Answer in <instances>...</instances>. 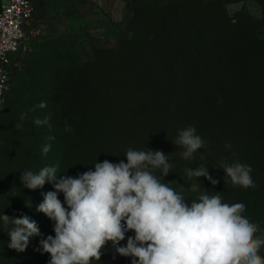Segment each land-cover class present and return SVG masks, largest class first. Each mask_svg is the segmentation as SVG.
<instances>
[{"label": "trees", "instance_id": "trees-1", "mask_svg": "<svg viewBox=\"0 0 264 264\" xmlns=\"http://www.w3.org/2000/svg\"><path fill=\"white\" fill-rule=\"evenodd\" d=\"M208 1L172 0V4L168 6L169 10L175 12V15L179 12L185 14L186 17L179 21L171 18V29L161 28L164 34L170 32L174 40L172 48L166 53L147 55L146 51L151 49V46L158 47L155 41L151 40L144 42L150 43L148 48L144 45L136 48L131 62L126 60V43L116 50L120 57L115 65H120L123 69L119 74L113 73L112 77L110 75L111 108L105 107V115L90 113V106L83 107L84 109H75L72 106L74 102L84 106V94L80 92L88 82L82 75L67 76L62 81L58 78L57 82H53L44 115L42 113L40 117L31 116L32 120L27 119L28 111H31L30 101L23 100V113L27 115L22 129L16 130L14 125L21 122V114L19 115V111L14 114L15 106L23 93L12 89L11 86L12 92L9 93L7 107L0 116V197L6 192L3 187L19 182L21 172L25 170L38 172L45 166L58 164V172L61 173L57 179L63 175L76 177L89 169L94 170L95 162H126L124 154L129 148L159 150L169 155V163L173 165L172 172L179 175L185 173L187 168L206 166L209 174L219 183L213 186L201 177L199 189H206L208 194L220 192L223 201L229 204H245L244 215L264 231V166L258 161L259 157H264V31L252 36L245 34L241 38L233 39L227 36L219 41L212 39L207 26L199 22L201 14L198 7H204ZM183 6L185 13L182 12ZM170 20L165 19V28L169 26ZM225 21L228 23V19ZM236 23H232V27ZM225 54L228 55L223 66L217 69L229 78L231 83L214 81L210 83L211 90L208 91L204 90L203 86L194 87L195 83L201 82L200 79L209 78L205 76L209 73L211 62L215 63L216 56L222 55L223 58ZM152 64L155 73L157 67L161 68L163 75H159L160 80L166 83L172 80L178 84L174 90L181 87L186 89L183 88L179 96H174L170 89H166L172 93L171 96H168L165 102L155 104L153 97H150V89L140 90L139 86L129 84V81H133V74L138 76V79L151 81L152 69L148 68ZM194 66L198 70L204 67L201 70L206 72L204 77H199L197 73L191 74L190 77L181 75L180 69ZM136 67L143 69L136 71ZM145 68L149 70L148 73L143 72ZM193 70L196 71L194 68ZM166 73L169 74V80ZM177 76L183 78L179 81ZM188 82L192 83L190 89ZM118 86L122 87L119 89ZM131 86L137 92L136 100L130 98ZM176 98L178 100L175 102ZM49 115L51 129L48 125L33 124L35 119H43ZM97 118L99 120L96 121ZM66 121L71 125V132L64 130ZM188 126H194L196 134L206 142L205 147L199 149L192 160L181 158L180 152L183 149L172 143L179 130ZM236 126L241 128L239 132L234 129ZM49 136H54L55 139L49 142ZM47 143L51 144L50 151L47 155H42V148ZM225 145L231 147L226 148ZM50 157L53 160L52 165L46 163ZM236 161L252 168L254 188L233 186L224 175L220 164ZM156 174H160L159 170H156ZM27 190L32 201L23 200V204L20 201L13 204L16 206L17 216L30 217L36 222L40 234L29 238L28 246L23 251V264H48L50 256L43 252L40 241L48 235H55L54 222L41 212L37 218V206L43 201V197H40L42 188ZM58 197L63 202V193H59ZM11 202L13 201L0 200V214L10 216L8 207ZM5 232L6 228L0 221V260L2 264H10V260L5 257V244H2ZM132 235V232L126 234ZM126 242V239L122 241L121 246L126 245ZM260 254L264 256V249ZM93 264H131V258L116 254L109 243L102 249L100 261H93Z\"/></svg>", "mask_w": 264, "mask_h": 264}, {"label": "clouds", "instance_id": "clouds-1", "mask_svg": "<svg viewBox=\"0 0 264 264\" xmlns=\"http://www.w3.org/2000/svg\"><path fill=\"white\" fill-rule=\"evenodd\" d=\"M2 103V101H0ZM35 107H46L41 102ZM27 113L20 115V130ZM51 117L35 119L36 126L48 125ZM66 132L71 125L65 122ZM55 139L49 136L48 141ZM175 145L181 147V158L194 159V154L206 142L196 134L194 126L179 130ZM230 148L231 145H225ZM51 144L42 148L47 155ZM124 160L94 163L76 177L60 176L59 165L45 166L38 172L25 170L20 180L24 188L36 190L53 183L54 191L43 194L37 211L54 222V236L40 241L48 264H93L100 261L102 249L109 243L115 253L131 258V264H264V231L244 215L243 203H226L220 192L201 193L187 203L184 196L163 182L173 165L169 155L159 150L129 148ZM233 186L254 188L252 168L238 161L221 163ZM159 170V175L156 174ZM189 179H207L213 186L219 183L204 165L185 170ZM63 193L64 200L58 197ZM8 229V248L23 252L29 238L40 234L35 221L27 215L10 217L0 214ZM128 232L134 233L126 236ZM259 233V235H258ZM127 240L126 245L121 242Z\"/></svg>", "mask_w": 264, "mask_h": 264}, {"label": "rangeland", "instance_id": "rangeland-1", "mask_svg": "<svg viewBox=\"0 0 264 264\" xmlns=\"http://www.w3.org/2000/svg\"><path fill=\"white\" fill-rule=\"evenodd\" d=\"M32 1L35 6V15L28 26L27 49L15 58L16 65L12 80V89L23 93L19 96L14 114L18 111L19 115L23 113V100L24 102L30 101L31 111H28L27 115L29 120H32V117H40L42 113L44 115L53 82H57L58 78L62 81L67 76L77 75L85 77L88 84L80 92L82 95L84 94V106H79L80 104L77 105L75 102L72 103V106L75 109L90 106V113L105 115V107L111 108L110 75L112 77L113 73L119 74L123 69L120 65H115L120 57V53L116 50L126 43L125 52L128 53L126 60L131 62L135 56L136 48L141 45L148 48L150 43L144 44V42L151 40V42L155 41L158 47L151 46V49L146 51L147 55L151 53L153 55L156 52L166 53L172 48L174 40L170 32L164 34L161 28L171 29L173 26L171 18L179 21L186 17L185 14L182 15L179 12L175 15V12L172 13L169 10L168 6L172 4V0ZM198 9L201 14L199 22L207 26L210 36L217 41L227 36L234 39V37L241 38L245 34L252 36L264 31V0H209L204 7H198ZM182 12L185 13L184 6ZM166 18L170 20L167 28L164 25ZM227 19L231 24L225 21ZM234 22L237 23L232 27ZM227 55L225 54L223 58H221L222 55L216 56L215 63L211 62L209 73L205 76L209 78L207 80L200 79L202 83L198 82L193 86H203V89L208 91L211 90L210 83L214 81L230 84V79L223 76L217 69V67L223 66ZM152 67L154 68V64L148 68L152 69L151 81L146 82L138 79V76L135 77L133 74V81H129V84L139 86L140 90L141 88L150 89L149 93H152L150 97H153L152 100L155 104H161L168 96H171L172 93L166 89H170L174 96H179L180 91L185 87L174 90L178 84L169 80V74L166 73V78L169 80L166 83L158 78L159 75H163L161 68L157 67V73H155L156 70H153ZM202 68L199 70L196 66L182 68L180 69L181 75L190 77L191 74L197 73L199 77H204L206 72H202ZM142 69L143 67H136L135 70L142 71ZM148 69L145 68L143 72L148 73ZM183 76L180 78L177 76L178 80L180 81ZM191 84L188 85L189 89ZM132 86L130 90L128 89L131 93L130 98L136 100L137 92ZM121 87L118 86L119 89ZM21 98L23 99L20 100ZM177 100L178 98L175 99V102ZM19 101H21L20 104ZM41 102H45L46 107L42 109L35 107L33 110L34 106ZM7 104L0 109V116ZM102 122L104 121L102 120ZM234 129L236 132L241 130L237 126ZM51 161L53 160L50 157L46 163L49 162L48 165H52ZM258 161L264 166V157H259ZM199 180L200 178L189 179L186 172L182 175L170 172L164 177L163 182L168 183L170 187L181 193L188 200L186 202L190 204L204 192L199 189ZM20 181L4 186L6 192L0 197L1 201H13L8 207L10 217H18L16 206L13 203L20 201L23 204V200L32 201L30 192L23 187ZM49 191H54L51 182L44 185L40 197ZM36 200L37 198L34 201ZM39 214L40 212L36 210L37 218ZM11 227L12 225L9 224L3 234L2 244H5V257L10 260V264H23V252L8 248L7 231ZM2 263L0 260V264Z\"/></svg>", "mask_w": 264, "mask_h": 264}, {"label": "built area", "instance_id": "built-area-1", "mask_svg": "<svg viewBox=\"0 0 264 264\" xmlns=\"http://www.w3.org/2000/svg\"><path fill=\"white\" fill-rule=\"evenodd\" d=\"M35 15L32 0H2L0 9V109L11 91L15 58L27 49L28 26Z\"/></svg>", "mask_w": 264, "mask_h": 264}, {"label": "crops", "instance_id": "crops-1", "mask_svg": "<svg viewBox=\"0 0 264 264\" xmlns=\"http://www.w3.org/2000/svg\"><path fill=\"white\" fill-rule=\"evenodd\" d=\"M1 6H2V0H0V9H1Z\"/></svg>", "mask_w": 264, "mask_h": 264}]
</instances>
